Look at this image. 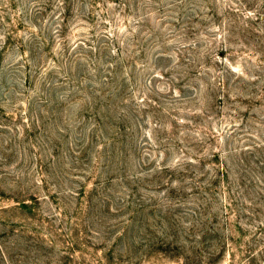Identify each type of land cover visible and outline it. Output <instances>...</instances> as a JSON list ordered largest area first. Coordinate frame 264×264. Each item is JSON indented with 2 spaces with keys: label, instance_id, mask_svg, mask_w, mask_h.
Here are the masks:
<instances>
[{
  "label": "rangeland",
  "instance_id": "obj_1",
  "mask_svg": "<svg viewBox=\"0 0 264 264\" xmlns=\"http://www.w3.org/2000/svg\"><path fill=\"white\" fill-rule=\"evenodd\" d=\"M0 264H264V0H0Z\"/></svg>",
  "mask_w": 264,
  "mask_h": 264
}]
</instances>
